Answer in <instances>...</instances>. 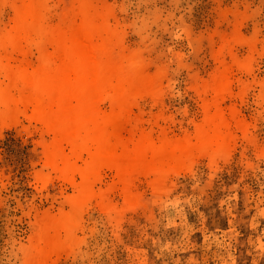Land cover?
<instances>
[{"label": "rangeland", "instance_id": "374dc122", "mask_svg": "<svg viewBox=\"0 0 264 264\" xmlns=\"http://www.w3.org/2000/svg\"><path fill=\"white\" fill-rule=\"evenodd\" d=\"M28 5L0 0V39ZM46 16L67 34L49 35L45 52L54 54L56 41L64 58L77 56L116 33L122 49L105 63L103 82L133 53L142 75L130 103L100 105L116 115L120 167L100 171L92 188L104 200L83 206L70 204L80 177L69 181L47 167L53 142L42 124L30 111L2 120L0 108V264H264V0H51ZM93 26L100 33L87 36ZM39 57L29 49L30 72ZM218 132L214 158L198 155L187 169L152 174L160 154ZM60 221L74 228L70 239L49 230ZM67 240L71 249L40 256L45 244Z\"/></svg>", "mask_w": 264, "mask_h": 264}, {"label": "bare ground", "instance_id": "6f19581e", "mask_svg": "<svg viewBox=\"0 0 264 264\" xmlns=\"http://www.w3.org/2000/svg\"><path fill=\"white\" fill-rule=\"evenodd\" d=\"M49 1L30 0L28 7L17 11L15 25L0 39V108L2 120L14 121L22 113L30 111L29 119L42 124L53 142L47 148V167L69 181H73L75 176L80 177V183L75 187L77 194L70 204L83 206L93 199L104 200L92 188L100 171L105 168L118 171L120 167L112 146L116 115L114 112L103 115L100 105L103 102L112 106L118 102L130 103L131 89L142 75L143 60L138 53L122 60L114 72L113 81L106 84L103 82L104 76L108 75L105 63L122 49L116 33L110 34V38L102 43L90 42L82 46L77 56L64 58L58 52L59 43L56 41L51 42L56 47L55 53L45 52L44 44L49 35L67 34L63 26L56 29L49 26L46 16ZM60 16L65 18L67 14ZM80 16L89 17L87 6L82 7ZM85 33L94 36L100 31L93 26ZM30 48L40 53V66L33 72L28 70L26 63ZM15 54L22 59L19 66L12 68L9 63ZM85 80H92V83L74 87L75 83ZM208 127L213 129L215 126L209 122ZM222 140L219 132L203 135L196 145L180 146L173 155L160 154L152 174L162 178L169 172L187 169L198 155L214 158L218 149L216 152L212 149L218 147ZM64 146L68 148V154L64 152ZM83 156L87 157L84 166H76L75 162ZM120 183L128 191V179L121 178ZM129 204L139 205L138 200L131 196ZM49 230L56 235L64 232L66 239L74 233L72 226L61 221L52 222ZM65 249H71L69 240L47 243L40 250V256L48 258Z\"/></svg>", "mask_w": 264, "mask_h": 264}]
</instances>
